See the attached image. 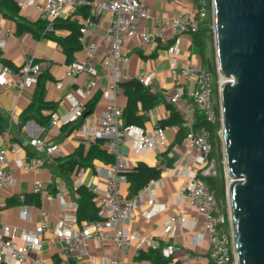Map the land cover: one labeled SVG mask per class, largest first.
<instances>
[{
    "label": "built area",
    "instance_id": "1",
    "mask_svg": "<svg viewBox=\"0 0 264 264\" xmlns=\"http://www.w3.org/2000/svg\"><path fill=\"white\" fill-rule=\"evenodd\" d=\"M35 0H22L20 5L33 4ZM90 6V17L85 19L81 28L80 41L85 44L86 33L89 26L95 22L96 17L102 14H110V25L107 40L110 42V50L103 61L104 76L108 84L103 88V95L108 98L109 104L103 111L99 121H88L86 118L79 132L90 141L101 140L102 146L113 157V161L97 167V172L106 180L104 188L92 189L94 200L98 207L99 218L94 221H82L78 219V203L71 202L64 207L57 222L51 227L50 213L46 209L41 210L40 222L34 229L19 228L7 222H0V263L6 264H59L50 262L42 254V247L46 241L57 239L62 248L67 252H74L80 262H67V264H125L122 258L104 257L100 261L90 256L91 240H96L99 245L110 244L123 253L131 250L135 241H138L136 255H139L143 246L156 250L161 248L160 238L165 233H170L174 222L179 219L183 228L193 229L198 220L189 219L183 213L171 217L156 230L157 236L139 235L131 228V218L135 210L144 205H153L155 197H146L139 192L132 197L124 196L123 185L127 182V171L132 167L128 155L121 149L122 142L134 131L138 135L133 138V146L138 152H146L152 149L164 150L167 146L165 127L155 121V129L152 132L144 131L142 127L134 124H124L122 121L123 107L117 102V94L120 83L125 79L124 70L130 62V55L124 48L125 41L133 36L140 35L146 42L164 38L171 33L175 41L180 42L181 35L192 33L200 28L201 23L210 12V0H197V15L177 13L169 18L158 20L151 15L142 0H46L38 4L41 10V19L46 23L44 33H56V21L61 18L67 6L74 7V13L80 5ZM95 18H94V17ZM153 18L159 22L154 33L141 28L142 21ZM11 31L6 32V36ZM0 38V50L7 45V37ZM93 49L84 48L82 57H76L67 64L66 76L78 80L82 72L88 73L90 80L84 86H78L72 93L67 94L66 99L72 107L71 112L63 114L53 111L51 125L68 124L80 119L85 110L86 101L92 96L99 86L97 69L91 60ZM52 62L47 59L30 57L21 66L12 67L0 62V91L7 88L24 90L34 86L38 76L48 72ZM172 75L181 74L186 82L177 87L170 101L178 108L183 109L185 125L188 128L184 139L185 154L190 156L196 151L197 162L202 168L191 172L192 180L183 188V197L195 206L202 214V226L209 232L211 239L210 260L215 264H237L235 245L232 233L231 215L227 213L225 203L218 201L217 192L205 183L202 175H218L215 159L210 160L209 154L213 149L212 135L209 129L193 126L194 112L185 108L188 100H192L194 109L202 110L209 121L215 122L217 112L215 108V77L207 68L189 66L170 70ZM139 80L147 87L153 88L156 72L143 70L138 76ZM233 79V78H232ZM222 81H220V84ZM3 144V145H2ZM0 146V191L15 186L18 183L14 168L5 167L9 154L12 155L16 169L26 171L42 170L49 160H53L55 154L61 151L59 143L34 138L30 144L43 149L46 156L28 154L24 151L25 145L19 142L11 144L2 143ZM6 144V145H5ZM86 174V168L77 171L76 182L82 184ZM36 192H43V182H36ZM65 189L58 187L55 194L46 192L49 202L55 203L63 198ZM18 201L27 202V194L20 193ZM230 231L226 228L229 224ZM52 228L53 239L46 236ZM163 254L170 257L174 248L168 245L163 248Z\"/></svg>",
    "mask_w": 264,
    "mask_h": 264
},
{
    "label": "crops",
    "instance_id": "2",
    "mask_svg": "<svg viewBox=\"0 0 264 264\" xmlns=\"http://www.w3.org/2000/svg\"><path fill=\"white\" fill-rule=\"evenodd\" d=\"M19 3L22 0H17ZM46 0H35L33 4L21 5V16L30 20L41 19V10L38 4ZM147 6L148 12L156 16L158 20L169 18L177 13L197 15V0H142ZM68 17L78 18L83 24L85 19L74 13V7H66L62 19ZM110 14H102L96 17L95 22L89 26L86 33L84 48L93 49L91 60L93 61L99 76V86L92 96L101 91L102 95L98 100L93 113L87 117L88 121H99L103 111L109 104L108 98L103 95V88L108 84L104 76L103 61L110 50V42L107 40L110 25ZM204 22V21H203ZM202 22V23H203ZM201 23V24H202ZM159 22L153 18L142 21L141 28L150 33H154ZM11 31L6 36L7 31ZM65 28L57 29L55 33L58 37H65L69 34ZM7 37V45L0 50V58L11 61L15 67L21 66L30 57L37 59H47L52 62L48 73L52 79L44 82V99L47 102L58 103L55 111L67 114L72 107L66 99L67 94L72 93L78 86H84L90 80L86 72L78 76L77 81L66 76L67 56L63 47L54 39L43 36L34 37L31 33H16V23L12 19L5 17L0 11V38ZM84 48L76 53V57H82ZM124 48L131 59L124 70L125 79L137 77L143 70H153L156 72L154 87L151 91L160 95L159 102L149 110H142L139 103V112L145 114L146 119L142 126L144 131L152 132L155 129V121L167 119L170 115L168 105L172 104L181 111L183 118L186 119L183 109L178 108L170 101V97L175 93L177 87L184 85L186 80L181 75H172V67L182 68L198 66L207 68L200 49L194 43L191 33L181 35L180 42L175 41V36L171 33L164 38L156 39L151 42L144 41L140 35L128 38L124 43ZM1 62V61H0ZM37 82L34 86L22 91L7 88L0 91V114L3 121L0 124V146L2 143L11 144L20 139L25 145L24 151L32 152L37 155L46 156L43 149L30 144L34 138L45 141H54L60 144L61 151L55 154V158H66L74 154L79 145L83 144L89 148L93 141L85 138L79 132L81 128V118L68 124L51 125V119L47 122L39 120L42 115H51L52 110L42 106L38 110L37 105ZM91 96V97H92ZM117 102L121 107H125L128 97L122 87L118 90ZM32 103L36 106L29 111ZM185 108L195 112L192 100H188ZM28 110V112H26ZM31 114L32 117L20 126L22 116ZM165 127L167 146L164 150L157 148L146 152H138L133 146V138L138 135V131L133 132V136L127 137L121 144V149L128 155L132 166L143 161L152 166L162 168L158 179L152 180L140 192L148 197H155L153 205H144L135 210L131 218V228L139 235L157 236L156 230L165 224L167 220L175 215L183 213L189 219L198 220L193 228H183L181 220L177 219L170 233H165L160 238L161 248L172 245V260L168 264H209L211 239L209 232L202 226L203 216L198 209L183 197V188L192 180L191 172L202 168V164L195 158L198 156L196 151H192L190 156L185 154L184 141H176L180 126L170 124ZM5 144V145H6ZM3 145V144H2ZM107 163L94 159L93 165L87 166L84 177V184L90 190L95 187L104 188L106 180L98 174L97 167ZM5 167L14 168L13 157L9 154ZM18 183L10 188L0 191V222H7L19 228L34 229L40 222L41 210L46 209L50 213L51 227L57 222L64 207L71 202L78 203L79 194L76 191V174L67 177L61 173L54 165H46L42 170L26 171L22 169L14 170ZM43 182L45 190L36 192L34 185L36 182ZM81 185V184H80ZM58 187L65 189L66 194L59 198L55 203H51L46 198V192L56 193ZM123 194L128 197L129 183L123 185ZM27 194L26 204L18 201L20 193ZM29 193V195H28ZM227 228V227H226ZM229 231L231 226L227 228ZM46 236L53 239L52 228ZM158 237V236H157ZM138 248V241H135L131 250L123 253L110 244L99 245L96 240H91L90 256L100 261L104 257H118L124 260L125 264H152L151 248L142 247L139 255L135 251ZM43 256L50 262L67 264V262H80L74 252L65 251L61 242L57 239L46 241L42 247ZM6 264V263H0Z\"/></svg>",
    "mask_w": 264,
    "mask_h": 264
},
{
    "label": "water",
    "instance_id": "3",
    "mask_svg": "<svg viewBox=\"0 0 264 264\" xmlns=\"http://www.w3.org/2000/svg\"><path fill=\"white\" fill-rule=\"evenodd\" d=\"M212 3L236 261L264 264V0Z\"/></svg>",
    "mask_w": 264,
    "mask_h": 264
},
{
    "label": "trees",
    "instance_id": "4",
    "mask_svg": "<svg viewBox=\"0 0 264 264\" xmlns=\"http://www.w3.org/2000/svg\"><path fill=\"white\" fill-rule=\"evenodd\" d=\"M0 11L2 14L15 21L16 23V33H31L36 38H41L43 36L50 37L56 40L64 49L67 56V62L70 63L76 58V53L83 49V44L80 41V36L82 34L81 28L84 24L78 18L68 17L66 19L59 18L56 23V29L65 28L70 32L65 37H58L55 33H44L46 23L40 19L37 21H30L23 16H21V5L17 0H0ZM76 15L83 17L84 19L90 17V6L83 4L78 6ZM94 17V16H93ZM95 18V17H94ZM214 20H213V3L210 0V12L208 17L200 25V28L191 33L194 43L200 49V53L203 57L204 63L216 78L218 76V66L214 60L208 57V48L210 43H212L214 38ZM0 61L15 67L14 64L5 58H0ZM48 79H52V76L48 72H43L38 76L37 79V105L38 110L44 106L48 107L52 111H55L58 103L56 102H47L44 99V82ZM120 86L124 89L128 102L123 108L122 121L124 124H134L142 126L145 122L146 116L143 113L139 112V103L142 104V110H149L155 106L161 99L160 95L154 94L151 91L150 87L145 86L138 77L131 79L123 80L120 83ZM102 95L101 91L96 92L92 97H90L85 103L84 114L81 117V122L90 116L95 106ZM36 106L35 103H32L29 107V111ZM170 110V115L167 119L159 121L161 126H166L170 124H178L180 126L179 132L176 137V141L181 143L184 141L188 133V128L185 125V119L181 114V111L174 107L172 104L168 105ZM215 108L217 112V119L215 122L208 120L206 114L200 110L198 107L195 108V120L193 126L195 129L206 127L209 129L212 135L213 149L209 154V159H221L223 156L222 150L219 151L221 139H220V129L222 128V111L221 106L218 103H215ZM28 112V110L26 111ZM25 114L22 116V122L19 127H22L28 119L32 117L31 114ZM42 122H47L51 119V115H42L39 120ZM3 121V117L0 114V124ZM81 123V124H82ZM18 142H22L20 139H16ZM32 155L34 153L28 152ZM100 159L104 162L111 163L113 157L109 152L102 146L101 140H96L91 143L89 148H86L83 144L79 145L76 152L66 158H55L49 160L47 165H54L57 169L70 177L75 174L80 168L93 165L94 159ZM162 168L159 166H152L143 161L138 162L132 166L127 171V182L129 183V195L132 197L135 194L139 193L143 188H145L150 181L156 180L161 175ZM205 183L211 188L215 189L217 192L218 201L226 203V186L223 174V168L221 169V174L217 176L213 175H202ZM77 193L79 194L78 198V219L79 222L82 221H94L99 218L98 207L94 200V193L84 184L77 186ZM29 195V193H28ZM230 225H226L228 228ZM152 264H168L172 258L166 257L163 252L159 249L152 250L151 254ZM209 264H215L210 261ZM234 264V263H232Z\"/></svg>",
    "mask_w": 264,
    "mask_h": 264
},
{
    "label": "rangeland",
    "instance_id": "5",
    "mask_svg": "<svg viewBox=\"0 0 264 264\" xmlns=\"http://www.w3.org/2000/svg\"><path fill=\"white\" fill-rule=\"evenodd\" d=\"M207 53H208V57L212 58L214 60V62L217 64V66H218L215 40L212 43H210ZM222 80H223L222 76L218 73V76L215 78L214 100H215V103L220 104V106H221L220 81H222ZM221 130H222V128L220 129L219 133L221 132ZM220 139H221V144H220L219 151L222 150L223 156L221 157V159H215L216 168L218 169L219 175L221 174V169L223 168V174H224V180H225V186H226V203H225V207H226L227 213H229L231 215V206H230V203H229V198H228V193H227L228 192L227 190H228V185H229V179H228V176L226 174V159H225V153H224V143H223V139L221 137V134H220ZM122 192H123V188H122Z\"/></svg>",
    "mask_w": 264,
    "mask_h": 264
},
{
    "label": "bare ground",
    "instance_id": "6",
    "mask_svg": "<svg viewBox=\"0 0 264 264\" xmlns=\"http://www.w3.org/2000/svg\"><path fill=\"white\" fill-rule=\"evenodd\" d=\"M229 181H230V178H229Z\"/></svg>",
    "mask_w": 264,
    "mask_h": 264
}]
</instances>
